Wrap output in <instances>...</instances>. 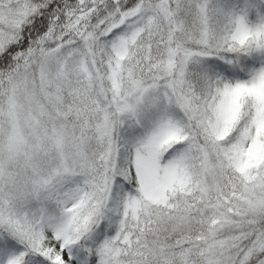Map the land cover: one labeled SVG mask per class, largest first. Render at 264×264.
<instances>
[{"label":"snow or ice","instance_id":"6c2138e0","mask_svg":"<svg viewBox=\"0 0 264 264\" xmlns=\"http://www.w3.org/2000/svg\"><path fill=\"white\" fill-rule=\"evenodd\" d=\"M0 264H264V0H0Z\"/></svg>","mask_w":264,"mask_h":264}]
</instances>
